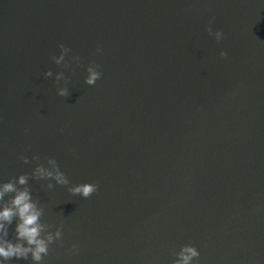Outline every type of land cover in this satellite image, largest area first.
<instances>
[{"label": "water", "instance_id": "1", "mask_svg": "<svg viewBox=\"0 0 264 264\" xmlns=\"http://www.w3.org/2000/svg\"><path fill=\"white\" fill-rule=\"evenodd\" d=\"M47 157L96 191L33 179ZM20 173L62 233L40 264H170L185 243L197 264H264V4L0 0V179Z\"/></svg>", "mask_w": 264, "mask_h": 264}, {"label": "clouds", "instance_id": "2", "mask_svg": "<svg viewBox=\"0 0 264 264\" xmlns=\"http://www.w3.org/2000/svg\"><path fill=\"white\" fill-rule=\"evenodd\" d=\"M260 2L264 4V0H260ZM205 31L216 41H220L224 35L220 29L213 31L208 24L205 25ZM58 48L59 53L52 56L51 59L55 64L67 67L68 61L65 60V54L69 52V49L63 43H59ZM96 51L99 53L101 49L97 47ZM226 55L225 50L220 49L219 56ZM71 60L79 64L80 57L73 55ZM98 69L99 65L94 61H90L86 65V75L83 77L85 84L93 85L95 83L101 75ZM43 76L53 77V83L57 85L56 94L58 96L65 97L69 94L67 77L62 71H57L53 76L51 69H47L43 72ZM31 158L39 161V157L35 154ZM19 159L27 163L29 157L20 155ZM31 177L46 179L45 187L48 189L53 187V182L57 185H68L69 193L79 194L81 197H88L97 189V184L94 181L69 185L68 177L60 169L54 157H47L45 164L37 162L32 168ZM42 214L43 208L32 197L29 190L28 173H20L14 179L11 177L7 180L0 179V264H10L13 259L40 264L43 257L48 254L49 245L53 243L54 239L60 242L62 235L60 226L49 231L51 226L41 221ZM13 221H15L13 234L9 236V225L13 224ZM71 248L73 252L78 250L76 244L71 245ZM172 255L174 258L170 264H197L194 258L199 256V251L193 244L185 243L181 244L178 250L172 252Z\"/></svg>", "mask_w": 264, "mask_h": 264}]
</instances>
